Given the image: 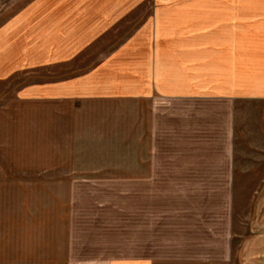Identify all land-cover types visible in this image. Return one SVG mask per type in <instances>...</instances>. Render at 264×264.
<instances>
[{
    "label": "crops",
    "instance_id": "1",
    "mask_svg": "<svg viewBox=\"0 0 264 264\" xmlns=\"http://www.w3.org/2000/svg\"><path fill=\"white\" fill-rule=\"evenodd\" d=\"M246 1L31 0L0 25V85L116 106L88 151L118 134L133 157L66 175L61 263L264 264V195L243 232L235 196L264 187V0Z\"/></svg>",
    "mask_w": 264,
    "mask_h": 264
},
{
    "label": "rangeland",
    "instance_id": "2",
    "mask_svg": "<svg viewBox=\"0 0 264 264\" xmlns=\"http://www.w3.org/2000/svg\"><path fill=\"white\" fill-rule=\"evenodd\" d=\"M28 1L0 0V25ZM11 90L0 85V264H64L65 209L72 191L78 194L66 175L81 165L133 162V157L119 155L118 134L110 148L88 151L96 122L105 119L110 127L117 121L116 106L21 101ZM259 127L264 132V108H256V132ZM258 167L264 170V164ZM261 195L264 187L235 189L241 232Z\"/></svg>",
    "mask_w": 264,
    "mask_h": 264
}]
</instances>
